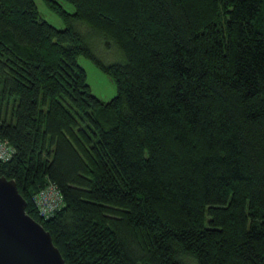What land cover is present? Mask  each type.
<instances>
[{"label": "trees", "instance_id": "16d2710c", "mask_svg": "<svg viewBox=\"0 0 264 264\" xmlns=\"http://www.w3.org/2000/svg\"><path fill=\"white\" fill-rule=\"evenodd\" d=\"M44 1L64 27L0 0V175L65 262L264 264V0ZM48 183L63 204L42 216Z\"/></svg>", "mask_w": 264, "mask_h": 264}, {"label": "water", "instance_id": "95a60500", "mask_svg": "<svg viewBox=\"0 0 264 264\" xmlns=\"http://www.w3.org/2000/svg\"><path fill=\"white\" fill-rule=\"evenodd\" d=\"M0 264H67L51 234L25 211L13 178L0 175Z\"/></svg>", "mask_w": 264, "mask_h": 264}, {"label": "rangeland", "instance_id": "374dc122", "mask_svg": "<svg viewBox=\"0 0 264 264\" xmlns=\"http://www.w3.org/2000/svg\"><path fill=\"white\" fill-rule=\"evenodd\" d=\"M63 7L68 10H73V5L68 0H57ZM40 15L48 22L57 27H64L65 23L62 17L50 8L44 0H35ZM79 28L86 32L89 28L84 23H79ZM92 47L96 54L104 62H112L121 58V53L116 49L112 43H106L104 39L91 37ZM78 63L86 71V81L88 82L91 91L101 98L108 100L116 92L114 80L110 74L104 72L91 58L86 55L79 54L77 57Z\"/></svg>", "mask_w": 264, "mask_h": 264}, {"label": "built area", "instance_id": "2783aa9c", "mask_svg": "<svg viewBox=\"0 0 264 264\" xmlns=\"http://www.w3.org/2000/svg\"><path fill=\"white\" fill-rule=\"evenodd\" d=\"M12 148L0 139V158L9 159ZM38 212L42 216H48L63 204L62 195L54 183H48L38 190L32 197Z\"/></svg>", "mask_w": 264, "mask_h": 264}]
</instances>
